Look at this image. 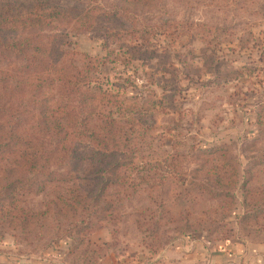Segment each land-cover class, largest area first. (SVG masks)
Here are the masks:
<instances>
[{
  "label": "trees",
  "instance_id": "16d2710c",
  "mask_svg": "<svg viewBox=\"0 0 264 264\" xmlns=\"http://www.w3.org/2000/svg\"><path fill=\"white\" fill-rule=\"evenodd\" d=\"M209 1L203 4L216 3ZM169 2L174 0H113L109 6L85 0L64 5L0 0V231L17 233L29 246L42 241L43 249L69 238L73 245L61 258L65 264H105L108 246L92 244L87 236L119 220V193L141 188L149 201L144 212L164 209L179 193V184L185 186L187 203L234 198L230 188L239 175L225 146L204 151L198 166L182 171L181 153L166 151L163 147L171 145L149 133L155 92L125 96L111 91L95 77L98 59L65 48L67 32L94 33L131 59L147 64L155 60L173 79L170 89L160 80L156 86L162 93L175 90L176 75L161 61L168 54L153 45L146 50L151 35L233 33L187 19L151 25L135 13ZM83 163L93 167L86 181L94 186L86 191L73 175ZM50 186L61 193L42 210L24 208L25 196H38ZM248 214L244 211L241 219H249Z\"/></svg>",
  "mask_w": 264,
  "mask_h": 264
},
{
  "label": "rangeland",
  "instance_id": "374dc122",
  "mask_svg": "<svg viewBox=\"0 0 264 264\" xmlns=\"http://www.w3.org/2000/svg\"><path fill=\"white\" fill-rule=\"evenodd\" d=\"M53 1L64 5L78 0ZM85 1L107 6L113 3ZM203 1L174 0L164 8L135 12L143 17L139 21L151 25L187 19L233 33L151 35L146 50L153 45L168 54L161 61H167L165 65L176 75V89L170 92L162 93L156 86L160 80L161 86L170 89L173 79L155 65V60L147 64L131 59L118 46H105L94 33L67 32L65 48L98 59L100 72L95 77L107 82L111 91L125 96L145 95L147 90L155 92L154 124L149 133L171 145L163 147L166 151L181 153L182 171L188 173L198 166L197 157L204 151L225 146L226 158L234 160L232 164L237 166L239 175L230 188L234 198H204L187 203L182 197L185 186L179 184V193L162 211L156 207L152 212H144L149 201L143 191H138L141 188L128 189L127 195L119 193V220L87 236L92 244H106L107 254L133 262L140 255L149 257L176 244L189 233L212 243L264 241V162L260 160L264 157V0H213L216 3L211 6ZM92 169L89 163H83L73 172L80 190L93 188L86 181ZM59 193L57 186H50L38 196H25L23 206L32 212L40 211ZM244 211L249 212V219H241ZM16 234L0 231V256L17 260L60 259L73 245L72 240L65 238L57 247L43 249L42 241L29 246Z\"/></svg>",
  "mask_w": 264,
  "mask_h": 264
},
{
  "label": "crops",
  "instance_id": "0c3cea01",
  "mask_svg": "<svg viewBox=\"0 0 264 264\" xmlns=\"http://www.w3.org/2000/svg\"><path fill=\"white\" fill-rule=\"evenodd\" d=\"M141 256L132 262L131 259L128 261L126 257L108 253L105 264H264V241L250 242L245 240L208 243L204 238L192 236L183 238L152 256ZM61 258L62 256L60 259L19 258L17 260L11 256H0V264H48V262L65 264Z\"/></svg>",
  "mask_w": 264,
  "mask_h": 264
}]
</instances>
